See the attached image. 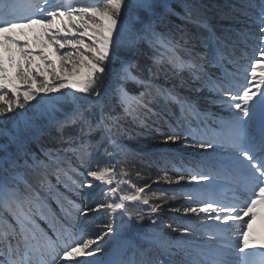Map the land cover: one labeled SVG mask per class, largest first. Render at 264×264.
Here are the masks:
<instances>
[{"label": "snow or ice", "instance_id": "snow-or-ice-1", "mask_svg": "<svg viewBox=\"0 0 264 264\" xmlns=\"http://www.w3.org/2000/svg\"><path fill=\"white\" fill-rule=\"evenodd\" d=\"M182 7L184 15L169 0H0L2 41L16 44L25 57L39 55L52 77L49 81L43 71H34L29 59L27 68L16 63L20 83H15L0 60V264H264V251L250 250L256 247L250 245L253 221L259 217L264 222V0H245L240 11L247 19L221 35L195 4ZM170 15L203 31L190 35L179 26L161 30L167 29ZM57 19L77 35L58 39L61 28L52 27ZM33 24L43 25L56 52L73 49L60 57L65 77L46 54L27 50V40L7 35ZM197 43L201 51H196ZM142 57L148 61L143 65ZM185 73L200 85L196 92L206 88L209 103L227 109V117L202 111L198 99L182 94L175 84L160 83L162 76L165 81L180 77L184 83ZM67 77H72L70 83ZM172 107L179 115L173 113L176 123L170 125L171 134H164L165 142L179 141L182 132L212 155L194 168L177 169L174 179L164 171L156 182H203L200 192L189 194L190 206L183 208L185 216L206 214L199 228L181 227L180 235L170 239L157 230L162 221L152 220L149 232L131 231L133 221L158 215L163 206L152 204L147 213L130 211L127 202L140 200L145 188L120 196L118 202H97L95 208L77 203L86 199L81 193L93 188V182L115 193L122 183L111 187L116 176L127 175L124 169L117 173L112 163L90 168L93 153L105 144L121 151L114 138L120 122L130 118L144 124ZM68 128L76 132L66 137ZM52 129L61 147L34 151L33 143ZM94 134L99 139L93 142ZM101 208L119 212L122 222L87 232L84 224L94 222L89 217ZM38 220L45 221L50 232ZM237 224L244 227L233 239L229 233ZM201 236L207 239L201 241Z\"/></svg>", "mask_w": 264, "mask_h": 264}, {"label": "trees", "instance_id": "trees-1", "mask_svg": "<svg viewBox=\"0 0 264 264\" xmlns=\"http://www.w3.org/2000/svg\"><path fill=\"white\" fill-rule=\"evenodd\" d=\"M169 2L180 15L185 14L182 7L183 3L195 4L199 13L207 19L209 25L217 35H221L224 29L228 27H241L240 21L247 19L240 11L245 0H169ZM256 2L258 3V0H256ZM73 6L80 7L81 5L75 4ZM75 15H78V13ZM196 15L197 12L193 11L194 18ZM166 23L167 29L162 28L161 30L167 31L168 29H172L175 31L176 27L179 26L181 29L186 30L190 35H196L203 31L196 24L181 20L176 15H170ZM64 24H68V21L64 20ZM60 28L61 31L57 37L58 39L60 36H67L68 39L71 40L77 35L76 30L73 29L71 25H68L67 30H65L60 23ZM201 50L202 48L197 43L196 51ZM50 51L54 54L57 53V55H63L65 52H72L73 49L71 47H64L61 48L60 52H56L53 47ZM249 55H251L250 51ZM57 61L59 64L58 68H60V58L57 59ZM139 62L143 65L148 61L146 57H142ZM19 63L22 67H29L26 61H19ZM67 63L68 61H66V64ZM241 63L245 64L247 61H241ZM12 64H14V62H12ZM30 67L34 71H43L45 77H51L49 72L44 71L48 65L41 59V57L37 59L36 62L32 61ZM209 71L210 73L218 75L220 70L217 68H210ZM183 80L184 83H181L180 77H170L165 81L162 76L160 78V83H164L169 87L175 84L178 91L182 94L191 95L193 98L198 99L202 111L208 109L210 112L215 113L217 117H227L228 111L226 108H222L218 104L209 103L212 97L206 88L200 92H196L195 89L200 87V85L191 81L186 73L183 75ZM33 83V86H35V78L33 79ZM128 87L130 90H135L134 85L130 84ZM116 111H119V109L117 108ZM173 113L179 115V110L176 107H172L170 112H161L159 116L149 117L144 121V124L133 122L130 118L122 120L120 122L119 132L114 137L117 144L120 146L121 151L118 152L115 147L105 144L104 147L107 148V152L104 151V147L98 152H94L90 168L94 169L97 166L112 163L117 164V173H119L120 169H124L126 170L127 175L121 176L118 174L116 176L111 187L116 188L117 181H122V183L119 184L118 191L115 193L110 192L108 186H101L98 182H93V188L86 189L81 193V196L86 199H77V203L86 206L90 205L95 208L97 202L101 204L118 202L120 196L131 195L137 188H145L140 200L127 202L128 209L133 212L142 211L147 213L152 204L162 203L163 206L158 215H152L151 218L145 216L144 220L140 222L133 221V228L131 231L140 233L149 232L152 228V220L162 221V224L157 225V230L161 232L164 237L170 239H176L180 235L179 229L181 227L198 229L199 225L205 220L206 214L200 213L199 216L188 214L185 216L183 208L190 206L189 194L200 192L202 190L203 182L183 181L180 185L175 183L169 184L163 180L156 182L157 177L164 175V171H167L168 175L174 179L177 169L187 170L194 168L199 161L205 159L206 156L212 155L211 149L207 150V153H205L204 150H201L195 145L190 137H185L182 132H180L181 139L179 141L165 142L164 134H171L170 125L175 126L176 123L175 115H173ZM7 115L11 117L12 113ZM208 123L210 127L219 131L218 126L213 124L211 120H209ZM193 126H195V124H193ZM177 131L179 132L180 129L178 128ZM75 132V128H68L65 130V136L67 137ZM57 135L58 134L54 129L51 130L50 135L46 130L45 134L40 136L39 142L33 143V150L39 153L40 147H61L58 139H54ZM92 139L93 142L96 139H99V134H94ZM64 146L66 147L67 145ZM108 153L113 154L111 158L108 156ZM52 180L53 183H55L54 177ZM60 191H65L62 186H60ZM157 196L163 197V201L156 199ZM173 196H175V200L170 199ZM145 198L149 200V204L147 205L143 203V199ZM74 199L76 198L74 197ZM50 203L53 210L59 214V209L55 202L50 201ZM176 209H180V211H176ZM93 219L94 222L84 224L85 230L89 233L99 232V230L108 223H113L114 226H118L122 222L121 214L119 212L113 213L105 208L99 209L94 218L91 216L89 217V221ZM123 220H127V214L123 215ZM38 223L41 227L50 232L45 221L38 220ZM208 223L211 222L209 221ZM260 227L264 229V224H260ZM229 235L232 236L231 232ZM252 236L254 237V240L250 239V245L257 243L258 240H264V230L261 231L259 236L253 234ZM200 239L203 241L206 240L207 237L201 236ZM233 239H235V237H233ZM259 243L261 244V242Z\"/></svg>", "mask_w": 264, "mask_h": 264}, {"label": "rangeland", "instance_id": "rangeland-1", "mask_svg": "<svg viewBox=\"0 0 264 264\" xmlns=\"http://www.w3.org/2000/svg\"><path fill=\"white\" fill-rule=\"evenodd\" d=\"M60 19H57L55 24L52 26L53 28L60 27ZM64 20H67L65 18ZM7 35L14 36L15 38L19 40H27L28 44L26 45V49L30 50L32 53H44L48 56V59H51V61L55 64L56 66V71L58 74H60L62 77H65L67 74V69L65 70L64 73L60 72V68L57 59L61 57V55H57V53H52L50 49H53L52 43L47 39V37L44 35L43 31V25L40 24H33L30 27H25L23 29H15L10 33H7ZM0 41H2V37H0ZM6 48L11 49V51L6 50ZM39 55H31L29 57H25L21 54L20 48L16 45L11 43L10 41H2L0 42V60L3 61L5 68L8 70V75L13 79L15 83H20L19 79L16 77V67L15 63L19 61H28V59H31V61L36 62L37 59H39ZM41 61V60H39ZM14 62V64H12ZM42 62V61H41ZM34 64V63H33ZM49 81H51V77H46ZM68 82L70 83L72 80V77H67ZM7 83V81H5ZM37 83V81H36ZM34 84V83H33ZM35 87V86H34ZM64 90V89H63ZM55 94V93H54ZM35 102V101H32ZM31 102V103H32ZM23 111V110H21ZM245 220L248 218L245 217ZM264 224V222H262ZM258 226L262 231L264 230L262 227H260V221L258 222L257 219L253 221V229ZM244 227L242 224H237L234 225V231H231V234L233 237H236L238 230ZM264 241V240H263ZM83 259V258H81Z\"/></svg>", "mask_w": 264, "mask_h": 264}]
</instances>
